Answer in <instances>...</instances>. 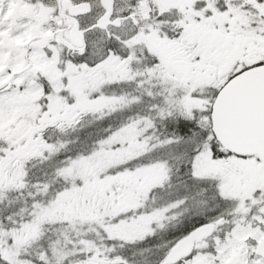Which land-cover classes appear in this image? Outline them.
I'll list each match as a JSON object with an SVG mask.
<instances>
[{"label": "snow or ice", "instance_id": "1", "mask_svg": "<svg viewBox=\"0 0 264 264\" xmlns=\"http://www.w3.org/2000/svg\"><path fill=\"white\" fill-rule=\"evenodd\" d=\"M0 264H264V0H0Z\"/></svg>", "mask_w": 264, "mask_h": 264}]
</instances>
